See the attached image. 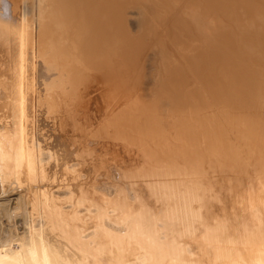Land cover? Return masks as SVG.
<instances>
[{"label": "bare ground", "instance_id": "1", "mask_svg": "<svg viewBox=\"0 0 264 264\" xmlns=\"http://www.w3.org/2000/svg\"><path fill=\"white\" fill-rule=\"evenodd\" d=\"M0 264H264V0H0Z\"/></svg>", "mask_w": 264, "mask_h": 264}, {"label": "rangeland", "instance_id": "2", "mask_svg": "<svg viewBox=\"0 0 264 264\" xmlns=\"http://www.w3.org/2000/svg\"><path fill=\"white\" fill-rule=\"evenodd\" d=\"M131 16H132V17H131ZM129 26H130V27H129ZM128 27H129V30H130L131 32H133V34H134V33H137V31H138V24H137V21H136V17H135V15H133V14H131V15L129 16ZM151 63H152V60L149 58L148 61H147V63H146V73H147V74L151 72V68H152ZM8 216H9V215H8V212L4 211V212H3V219L6 220V219L8 218Z\"/></svg>", "mask_w": 264, "mask_h": 264}]
</instances>
